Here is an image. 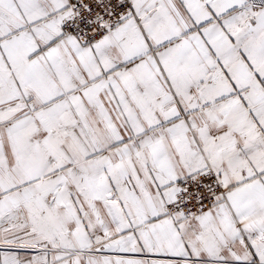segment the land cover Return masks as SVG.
<instances>
[{
    "label": "snow or ice",
    "instance_id": "snow-or-ice-1",
    "mask_svg": "<svg viewBox=\"0 0 264 264\" xmlns=\"http://www.w3.org/2000/svg\"><path fill=\"white\" fill-rule=\"evenodd\" d=\"M0 264H264V0H0Z\"/></svg>",
    "mask_w": 264,
    "mask_h": 264
}]
</instances>
